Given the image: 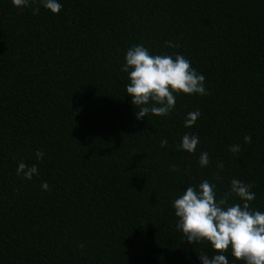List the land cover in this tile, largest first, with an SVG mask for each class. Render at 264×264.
I'll return each mask as SVG.
<instances>
[{"label":"trees","instance_id":"trees-1","mask_svg":"<svg viewBox=\"0 0 264 264\" xmlns=\"http://www.w3.org/2000/svg\"><path fill=\"white\" fill-rule=\"evenodd\" d=\"M58 2L53 14L40 0H0V264H202L211 246L176 228L187 187L207 179L219 198L235 178L264 212V0ZM138 44L183 55L209 94L177 95L169 115L137 120L121 68ZM186 133L199 136L194 153L178 148ZM20 161L38 174L18 176Z\"/></svg>","mask_w":264,"mask_h":264},{"label":"clouds","instance_id":"clouds-1","mask_svg":"<svg viewBox=\"0 0 264 264\" xmlns=\"http://www.w3.org/2000/svg\"><path fill=\"white\" fill-rule=\"evenodd\" d=\"M40 2L53 14H58L63 7L58 0ZM29 3L30 0H12L13 6L20 9ZM38 13L39 7L34 8L33 14ZM165 44L169 48L177 47L172 41H165ZM125 61L121 70L128 74L130 83L126 86V93L138 109L137 120L149 113L158 117L169 115L175 108L177 95L209 94L204 86V75L197 73L183 55L176 54L174 58L168 54L153 55L143 44H138L127 50ZM200 115L198 109L189 112L184 126L191 128ZM243 139L245 144H250L252 138L246 135ZM199 143L197 134L186 133L178 148L194 153ZM160 146L166 147L167 140L162 139ZM229 151L238 155L241 146L233 144L229 146ZM35 155L39 161L44 153L37 151ZM198 163L201 167L209 166L208 152L200 154ZM223 167L222 162L217 164V180ZM176 170L177 166L172 165L170 171ZM16 174L31 180L38 174V167L20 161ZM41 187L42 190H50L47 182ZM252 187L233 178L230 189L217 198L216 185L204 179L198 187L189 186L174 199L172 206L178 218L176 228L182 233L184 241L192 245L207 243L213 250L211 256L203 252L198 255L202 264H229L224 254L229 249L235 260L242 264H264V212L251 207V202L256 198ZM233 197H238L240 203H230ZM78 247L83 248L84 245L81 243Z\"/></svg>","mask_w":264,"mask_h":264}]
</instances>
